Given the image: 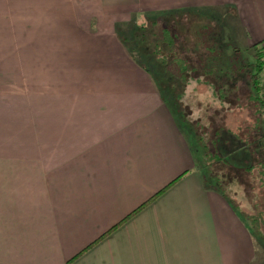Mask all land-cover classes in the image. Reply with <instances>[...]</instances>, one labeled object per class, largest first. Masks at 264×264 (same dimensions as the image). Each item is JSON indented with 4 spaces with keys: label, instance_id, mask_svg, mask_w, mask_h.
<instances>
[{
    "label": "crops",
    "instance_id": "crops-1",
    "mask_svg": "<svg viewBox=\"0 0 264 264\" xmlns=\"http://www.w3.org/2000/svg\"><path fill=\"white\" fill-rule=\"evenodd\" d=\"M192 26L251 48L264 0H0V92L19 86L34 142L0 169V264L254 263L244 218L118 36Z\"/></svg>",
    "mask_w": 264,
    "mask_h": 264
},
{
    "label": "rangeland",
    "instance_id": "rangeland-1",
    "mask_svg": "<svg viewBox=\"0 0 264 264\" xmlns=\"http://www.w3.org/2000/svg\"><path fill=\"white\" fill-rule=\"evenodd\" d=\"M176 29L179 36L173 41L159 27L122 29L118 36L133 62L129 70L137 66L154 71L155 84L197 160L201 159L208 186L224 193L244 218L256 250L253 264H264L259 260L264 258V52L260 50L264 42L243 48L217 27ZM181 54L192 61L183 62L178 58ZM15 78L11 77L12 83L20 82V77ZM257 80L261 82L258 100L251 98ZM19 91V86L11 85L9 92H0V169L16 162L20 148L34 144L25 138L32 124L27 104L20 108ZM206 146L210 150L204 151ZM209 151H216L223 161L205 166ZM3 186L0 182V190Z\"/></svg>",
    "mask_w": 264,
    "mask_h": 264
},
{
    "label": "trees",
    "instance_id": "trees-1",
    "mask_svg": "<svg viewBox=\"0 0 264 264\" xmlns=\"http://www.w3.org/2000/svg\"><path fill=\"white\" fill-rule=\"evenodd\" d=\"M258 46V45H257ZM259 46H261V45H259ZM260 50L262 51V52H264V48L263 47H260ZM259 69H257L258 70V72H259V74H260V71L263 69V66L261 65V66H259L258 67ZM13 80H14V77H13ZM253 86H254V95L255 96H251V98H253V99H259V94H260V90H261V82L260 81H258L257 80V83L256 82H254L253 83ZM218 134V133H217ZM217 136V135H216ZM215 136V137H216ZM213 144H214V147H215V141H213ZM205 150H210L209 148L207 149V146H206V149H204V151ZM215 150V149H214ZM209 154L211 155V158H210V161L208 162V164H206L205 166H207V167H211L213 164H215L216 162H221V161H223V158H221L220 156H219V154L216 152V151H214L213 153L211 152V151H209ZM207 156V155H206ZM207 158H208V156H207ZM179 178H181V177H179ZM178 178V179H179ZM204 181L207 183V181H206V179H205V177H204ZM89 248V247H88ZM87 248V249H88ZM86 249V250H87ZM77 257V256H76ZM75 257V258H76Z\"/></svg>",
    "mask_w": 264,
    "mask_h": 264
}]
</instances>
